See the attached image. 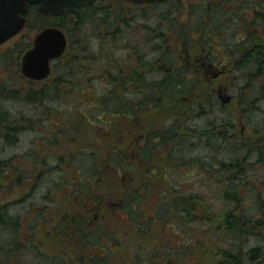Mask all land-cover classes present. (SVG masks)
<instances>
[{
	"label": "trees",
	"instance_id": "obj_1",
	"mask_svg": "<svg viewBox=\"0 0 264 264\" xmlns=\"http://www.w3.org/2000/svg\"><path fill=\"white\" fill-rule=\"evenodd\" d=\"M123 1L132 4L136 8L142 6L137 12L150 11L156 7L167 5L162 15L164 18H162L163 21L161 23L166 26L167 23L168 25H173L177 22L179 0L140 4ZM223 1L232 0H196L193 2L187 31L189 37H192V33L200 34L199 43L202 46H206L210 54L215 55L214 48L222 47L220 51H225L231 59L233 58V61L228 66L232 80V100H234L230 110L219 107L215 97L212 95L207 96L205 88L198 89L194 80L192 78L188 79L184 66L171 64L174 62L175 56L171 52L169 45H167L168 43L166 44L165 39L161 40L165 36V32L162 30V34L157 33L154 36L156 39L159 38L158 42H152L154 49L158 51L159 55L153 58L151 63L156 60L161 61L154 77L148 76L149 73L144 67L140 65L138 67L133 66L122 79L112 80V87L108 94L100 93L98 96L94 95L96 97V103L94 104L91 101L85 102L84 106L81 104L83 110L78 119L74 122H66L63 125L65 126L64 128H57L54 130L55 133L52 136H47L46 139H48L50 145H57L62 134H65L63 136V144L65 146L67 139L72 134H76L77 131L75 130L77 127L79 128V125L83 124L81 122L82 118L85 116L92 120L95 118L96 112L100 120L96 118L95 120L98 121L100 126L102 123H109V120L106 119L108 116L116 118L134 116L138 118L142 114L145 115L146 112L159 108L174 112L168 126L162 130L159 129L160 131L147 134L143 143L138 144L134 153L135 156L140 158L143 165L144 163L146 164L149 172L146 175H152L153 178L145 177L139 181L136 180V182H129L127 187L114 184L111 196H114L118 201L113 202L116 205L113 210H115V213L121 212V210L126 211L124 212L126 214L124 221L125 223L126 221L128 222L133 232L136 229L146 230V226L142 228L141 225L146 223L145 221L150 219V217L147 216L146 211L140 212L141 208H143L142 201L149 191L154 189L153 183L160 177L158 170L166 168L164 162L158 161L159 158L154 160V154L158 153L159 149L164 150L169 147V153L174 155L175 148L182 149L183 146H187L189 153L193 155L190 156L192 163L200 162L201 169L208 178L209 183L215 181L219 183L220 188L218 191L224 202L223 211L219 212L218 215L210 213L208 210H211L210 202L212 203L213 200L207 203L206 198L197 194H176L175 189L177 190V186L173 187L162 181L161 187L159 186L162 197L156 207L158 215H160L162 221H166V217L186 219L194 214L203 212L204 214H200V217H203L205 221L215 222L213 226H206L207 231H210L218 238L227 236L232 239L230 246L222 251L221 256L224 264H264V108L261 106L264 100V0H241L238 10H230L223 7ZM110 12L109 0L107 2L105 0H97L89 5L69 6L63 15L57 16L44 15L37 9L36 4H31L26 14L27 27L36 28V25L46 19L45 25L42 27L53 25L63 30L67 37V47L64 53L52 62L53 70L66 68L65 73L67 75H75L78 65L75 67L72 62L79 59L81 66L77 73L81 76L89 73L91 76L90 71L97 66V55L86 49L85 26L87 25L89 28L95 26L94 28H96V26L108 24L109 15H112L114 20L113 12ZM93 17H97L98 22L97 19H90ZM90 21L91 24L89 25ZM111 27L110 37H113V35L117 34L118 26L111 24ZM240 30H243L244 34L238 38ZM96 32L99 33L101 38L107 39L102 37V35L107 36L108 33L106 35L103 32L102 34L98 31ZM104 45L101 44L102 47ZM134 54L137 56L136 61L139 64L145 63L143 52L135 51ZM105 71L106 69L103 68L101 75H104ZM62 79L63 75L56 73L50 81L52 85L44 83L45 85L42 84L41 87L33 88V90L28 87L22 88L10 84L5 87L1 85L0 81V98L10 102L19 100L25 103H33L43 108L47 115H50V113L57 114L61 111L58 106L63 102L60 100L63 95L67 97L76 93L75 96H78L83 91L91 90L95 86L90 84L93 82H90L88 86L84 84L78 86L74 80L69 79L71 86L58 87L57 84L61 83ZM196 89H198L197 92L195 91ZM127 92L128 94L126 95ZM192 93L195 96L198 95V98L200 94L206 96V103L197 104V99L196 102H193L192 96L188 97V94ZM71 98L73 99V97ZM78 103L80 104L81 101H78ZM215 112L219 113L217 116L212 117L211 114ZM181 115L187 117V119L196 115H209L211 121L206 126L199 128L188 121L182 122ZM235 116L242 117L245 129L251 131L250 135L243 133L238 137L235 132H228L230 128L235 129ZM72 117L65 119L73 120ZM244 117H247V119ZM253 117L258 118L252 119ZM17 119L11 111L0 107V143L15 141L20 129V125L15 123ZM84 126L100 127L89 124H84ZM187 134H192L194 140L186 142L184 137H187ZM172 140L175 141V148H172L169 143L167 144L168 147H161L166 141L170 142ZM188 142L191 143L190 146H188ZM201 143H206L208 149L210 145L212 149L216 147L218 151L216 154L219 152L221 154H218V156L215 153L201 156V154L195 153L196 149L204 148ZM109 144H111L110 149L112 146L115 147L108 153L106 165L108 164L115 171V179L119 183L121 167H124V160L125 157H128V152L123 148H119L118 143L109 142ZM79 149L72 152L74 155L72 159H76L73 163L76 164L77 170L80 172V178L78 180H68V183H65V186L69 188L68 193L72 194L66 195V199L73 201L76 198L77 202H80V198L83 196H91L93 194L92 190L88 189L90 186L83 192L77 188V184L81 180L87 182L88 185L95 182L98 183L101 172V166L95 161L89 162L86 160L85 157L89 155L84 150ZM191 149H194V154L190 151ZM26 151L28 155L30 154L31 167L22 168L19 165L16 166L12 161L8 163L9 160L2 157V159L0 158V174L7 173L9 166L14 167L16 170V182L21 179L27 181L30 178L33 187L38 186L41 182L45 187L43 195L52 202L49 193L53 192V190L58 191V180L54 177L53 183H51V180L46 177V173L51 167L49 163L45 162V154L40 153L35 148H29ZM65 151L67 153V148ZM78 152L79 156L77 155ZM162 155H164V151H162ZM78 157L80 160H78ZM206 158H208V162L204 163ZM56 160L58 161L56 166H60L59 163L64 160L62 154H56ZM174 161L177 163L179 160L174 158ZM28 170L31 171V174L26 176V171ZM82 170L84 172L81 173ZM255 171L258 175L254 173ZM162 176L165 175L162 174ZM97 200L100 201L99 197H97ZM9 205L0 202V229L8 227L10 234L13 231V234L9 235L10 237L0 240V258L5 259L12 255L14 251H22L27 244L32 247L31 253L43 255L44 253L39 250V246L31 237L35 228L32 224H36L39 221L50 235L55 234L63 239L66 238L68 233L65 226L70 223L72 225L70 227L71 234L78 237L83 243L85 238L91 246L96 245L101 240V237L108 232V249L103 254H90L87 249L80 250L81 247L75 250V253L78 254L77 258L61 254L49 256L46 253L44 254L54 259L51 260L58 261L59 263L57 264H98L100 262L101 264H106L109 261L107 260L110 255L109 252H114L111 241L114 233L110 231V228L103 220H95L96 213L93 214L87 210L73 214L71 212L73 209L66 208L64 210L63 205H61V209H55L50 215L45 214L44 207L36 208V212H42L41 217H39L41 220H38L36 218L37 215L34 213L29 217L25 215V218L20 219L17 214L14 215L10 212ZM45 219L48 220L46 225ZM109 219L111 217L107 219V222ZM26 220L32 222L30 224L27 223L29 230L32 232L28 230L24 238L20 239L18 231ZM137 233H140V231ZM120 236L115 235L116 241ZM193 236H190L187 241H178V247L183 246L192 251H202L203 240L197 236H195L196 239L194 240ZM249 239H254L252 244L247 242ZM79 246H81L80 242ZM139 252L140 249L136 251V261H141L143 258L139 255ZM161 260H163V264L172 263L173 257L169 255L168 249L166 252L164 251ZM132 264H135L134 260ZM148 264H151V261Z\"/></svg>",
	"mask_w": 264,
	"mask_h": 264
},
{
	"label": "rangeland",
	"instance_id": "obj_2",
	"mask_svg": "<svg viewBox=\"0 0 264 264\" xmlns=\"http://www.w3.org/2000/svg\"><path fill=\"white\" fill-rule=\"evenodd\" d=\"M105 1L107 2L108 0ZM195 1L196 0H179V14L177 15L176 24L168 25L167 23L166 26H163L161 22L164 17H162V15L167 5L156 7L154 10L151 9L150 11L137 12L142 6L136 8L123 0H109V6L111 8L110 13L113 12L115 21L112 15H109L110 19H108V24L106 25L96 26V28H94L95 26L93 28H89L87 25L85 26L87 40L86 49L97 55V66L90 71L91 76L89 73L84 76L77 73L81 66L79 59L72 62V65L75 67L78 65L75 75H67L65 73L66 68L55 71L53 70V65L49 75L42 80H31L21 73V55L29 46L37 29L45 25L46 19H43L44 21L36 25V28H28L26 26L22 30L20 37L18 36L15 39H10L0 46V81L2 86L7 87V85L10 84L22 88L28 87L33 90V88L41 87L42 84L45 85L44 83H50L52 85L50 81L52 80V76L56 73L62 74L64 79L61 80V83L57 84L58 87L64 88L66 85L67 87L71 86L69 79L74 80L78 86L83 84L88 86L90 82H93L90 84L95 85L91 90L83 91L81 95L78 94V96H75L76 93L67 97L63 95L60 98L61 102H63L58 106L61 111L57 114L50 113V115H47L43 108L33 103H25L19 100L10 102L9 100H2L0 98V107L11 111L13 116L18 118L15 123L20 125L18 136L14 142L9 141L0 143V158L2 159L3 157L8 159V163L12 161L13 164L16 166L19 165L22 168L31 167L30 154L28 155L26 149L35 148L40 153L45 154V162L49 163L51 167L47 173L45 172L46 177L51 180V183H53L54 177L58 180V182L56 181L58 191L56 192L53 190V192L49 193L52 200L51 202L43 195L45 187L41 182L36 187H33L30 178H28L27 181L21 179L19 182H16V170L14 167L9 166L7 173L0 174V202L7 205L10 204L8 208L12 214H17L20 219H23L25 215L29 217L34 213L37 215L36 218L41 220L39 217H41L42 212H36V208L44 207L45 214L50 215L55 209H61V205H63L64 210L66 208L73 209L71 211L73 214L87 210L91 211L93 214L96 213L95 220H103L110 228V231L114 233L111 238L114 252H109L110 255L107 257L109 261L106 264H132L133 260L135 264H148L150 261L151 264H163L161 257H163V253L164 251L166 252L167 249L169 255L173 257V260L172 263L165 264H224L221 256L222 251L230 246L232 239L227 236H225L227 239H225V237L218 238L210 231H207L206 226H213L215 222L205 221L203 217H200L199 215L204 214L203 212L194 214L192 217L186 219L166 217V221H162V218L158 215L156 207L159 203V199L162 197L160 195V184L162 181H165V183L170 186H177V190L179 191L175 189L176 194H197L198 196L206 198L207 203L213 200L212 203L210 202L211 210H208L210 213L218 215L219 212L223 211L224 202L218 191L220 188L219 183H216V181L209 183L208 178L201 169L200 162L196 164L192 163L190 156L193 155L189 153V149H187L185 145L186 143L184 144L186 147L183 146L182 149H178L175 148L174 140L170 142L166 141L161 147H168L167 144L169 143L172 148H175L174 155L169 153V147L164 150L159 149L158 153L154 154V160L159 158L158 161L161 160L164 162L166 168L158 170L160 177L153 183L154 189L149 191L142 201L143 208H141L140 212L146 211L145 213L150 217V219L145 221L146 223L141 225L142 228L146 226V230L136 229L135 232H133L128 222L126 221L125 223L124 221V219H126V214L124 212L126 211L121 210V212L115 213V210H113L116 206L113 202L118 201L114 196H111V191H113L112 186L114 184L127 187L129 182H136V180L139 181L145 177L153 178L152 175H146L149 173L146 164L144 163L143 165L140 158L135 156L134 153L138 144L143 143L147 134L160 131L168 126L174 112L159 108L146 112L145 115L142 114L140 117L138 116V118L134 116L117 118L108 116L109 118L106 117V119L109 120V123H102L101 126L98 121L95 120V118L99 119V115L96 112L95 118L92 120L85 116L82 118L83 120L81 122L83 124L79 125V128L77 127L75 130L77 131L76 134H72L67 139L65 146L63 144V136H65V134H62L61 139H59V144L57 145H50L48 139H46L47 136H52L55 133L54 130L57 128H64L65 126L63 125H65L66 122H74L78 119V116L83 110L82 105L84 106L85 102L91 101L93 104L96 103V97H94V95L98 96L100 93L108 94L112 87V80L122 79L133 66L138 67L140 65L144 67L149 73L148 76H151V78L154 77L157 74L156 69L161 61L156 60L151 63V60L159 55L158 51L154 49L152 42H158L159 38L156 39L154 36H156L157 33L162 34V30L165 32V36L161 38V40L165 39L166 44L168 43L167 45H169L171 52H173L175 56V60L171 64L184 66L186 70L185 74L188 79L192 78L198 89L205 88L204 90H207V96L212 95L215 97L219 107L221 106V108H225V110H230L234 100H232V80L230 78L231 72L228 66L233 61V58L231 59L225 51H220L222 47L218 48L219 50L214 48L216 56L210 54L209 49L199 43L200 34L192 33V37H189L187 24L192 13L191 5ZM222 3L223 7L227 9L238 10L241 0L223 1ZM90 19H97V17ZM90 24L91 21L89 22V25ZM111 24H116L118 26L117 34L113 35V37H110V31L112 30ZM243 30L245 31V29ZM243 30L239 31L238 38L244 34ZM96 31L101 34L103 32V34L106 35L108 33L107 36L102 35V37H106L107 39L101 38ZM101 44H105L104 47H102ZM135 51L143 52L144 64L141 65L136 61L137 56L134 54ZM103 68H105L106 71L104 75H101V70ZM72 76L74 77L72 78ZM198 89L195 91L197 92ZM127 94L128 92L126 95ZM191 96L193 102H196L197 99V104L206 103V96L200 94L198 98V95L195 96L193 93L188 94V97ZM71 97H73V99ZM78 101H81V103L79 104ZM261 106L264 108V100ZM218 113L219 112L212 113L211 116H217ZM67 117H72L73 120L65 119ZM258 117H253L252 119ZM180 118L182 122L188 121L199 128L206 126V124H209L211 121L209 115H196L188 119L181 115ZM244 118L247 119V117ZM234 119L236 122L235 129L230 128L228 132H235L238 137L243 133L247 135L251 134L250 130L245 129L242 117L235 116ZM84 124L97 125L100 127L84 126ZM184 139H186V142L188 140H194V136L192 134H187V137L185 136ZM109 142L118 143L117 145L119 148H123L128 152V157H125L124 160V167H121L120 178L118 177L119 183L115 179V171L111 166H108V164L106 165L108 153L115 147L112 146L110 149L111 144H109ZM204 144L201 143L204 148L196 149L195 153H199L203 156L205 154L211 155L218 152L216 147L212 149L210 145L211 149H208V145L206 143ZM190 145L191 143L188 142V146ZM66 148L67 153H65ZM78 148H80L79 150H84L85 153L89 155L85 157L86 160L89 162L95 161L101 166L98 183L95 182L88 185L87 182L81 180V182L77 184V188L81 189L83 192L90 186L88 189H91L93 193L91 196H83L80 198V202H77L76 198L73 201L71 199H66V195L72 194L68 193L69 188L65 186L68 180H78L80 178V172L77 170L76 164L73 163L76 159H72V157H74L72 152ZM193 150L194 149H191L190 151L193 152ZM162 151H164V155H162ZM56 154H62V158L64 159L59 163L60 166H56L58 162L56 160ZM218 154L221 153L219 152ZM218 154L216 155L218 156ZM77 155H80L79 152ZM174 158L179 161L176 163ZM78 160H80L79 157ZM207 160L208 158L205 159L204 163L208 162ZM82 172H84V170H82L81 173ZM254 173L258 175L256 171ZM28 174H31L30 170L26 171V176ZM162 174L165 176H162ZM97 197H99L100 201L97 200ZM109 217H111V219L107 222ZM28 221L29 220H26L18 231L20 239H23L29 230L27 225L32 222ZM47 221L48 220L45 219V225ZM41 225L40 221L36 224H32L35 228L34 234L31 233V237L39 246V250L44 254L46 253L48 256L61 254L63 256L77 258L78 254L75 253V250L79 247H81L80 250L87 249V252L90 254H103L105 250L108 249V232L101 237V240L97 242L96 245L91 246L85 238L84 244L78 237L71 234L70 227H72V225L70 223L65 226L68 230L65 239L55 234L50 235L48 230ZM138 231H140V233H137ZM29 232L32 231L29 230ZM12 234L13 231L10 234L8 227L4 229L1 228L0 240ZM115 235H121L117 238V241L114 238ZM193 235L203 240L204 245H202V251H192L183 246L178 247V241H187L190 239V236ZM195 236H193L194 240L196 239ZM253 241L254 239L247 240L249 244H252ZM79 242L81 246H79ZM138 249H140L139 255L143 257L141 261H136V251ZM31 252L32 247L27 244L22 251L18 252L17 250L5 259L0 258V264L59 263L58 261H53L54 259L52 257L45 256L44 254L36 255ZM98 264H101V262Z\"/></svg>",
	"mask_w": 264,
	"mask_h": 264
},
{
	"label": "water",
	"instance_id": "obj_3",
	"mask_svg": "<svg viewBox=\"0 0 264 264\" xmlns=\"http://www.w3.org/2000/svg\"><path fill=\"white\" fill-rule=\"evenodd\" d=\"M96 0H0V44L16 35L26 23L29 4H38L43 14L62 15L69 6L89 5ZM133 3L163 0H128ZM66 35L56 26H45L33 37L32 45L21 57V72L32 79H41L50 72L51 60L66 48Z\"/></svg>",
	"mask_w": 264,
	"mask_h": 264
},
{
	"label": "flooded vegetation",
	"instance_id": "obj_4",
	"mask_svg": "<svg viewBox=\"0 0 264 264\" xmlns=\"http://www.w3.org/2000/svg\"><path fill=\"white\" fill-rule=\"evenodd\" d=\"M36 7H37V9H38V6L36 5ZM28 10H29V8H28ZM26 23H27V17H26ZM20 35H21V32L20 33H18L17 35H15V36H13L11 39H15V38H17L18 36L20 37ZM10 40V39H9ZM31 43H32V41H31ZM3 44H5V43H3ZM3 44H1V45H3ZM0 45V46H1Z\"/></svg>",
	"mask_w": 264,
	"mask_h": 264
}]
</instances>
